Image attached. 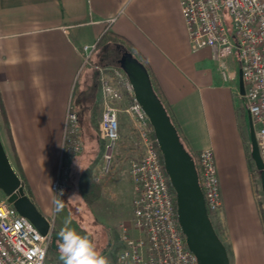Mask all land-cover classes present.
Wrapping results in <instances>:
<instances>
[{"label":"crops","instance_id":"1","mask_svg":"<svg viewBox=\"0 0 264 264\" xmlns=\"http://www.w3.org/2000/svg\"><path fill=\"white\" fill-rule=\"evenodd\" d=\"M105 31L122 37L148 67L186 150L212 149L221 193L212 224L229 264H264L263 212L243 133L239 58L226 60L232 78L223 80L210 48H191L178 0H0V139L10 163L18 161L31 201L49 211L59 164L70 178L75 155L81 161L90 151L87 168L93 173L102 165L103 146L100 154L95 137L101 117L96 67L115 65L116 48H96L88 65L96 73L82 75L83 69L76 77L82 46L98 42ZM68 106L80 119L81 148L64 158ZM44 217L49 220V213ZM108 262L120 264L116 257Z\"/></svg>","mask_w":264,"mask_h":264},{"label":"built area","instance_id":"2","mask_svg":"<svg viewBox=\"0 0 264 264\" xmlns=\"http://www.w3.org/2000/svg\"><path fill=\"white\" fill-rule=\"evenodd\" d=\"M181 16L193 50L208 47L223 80L231 79L226 60L238 53L244 83L246 110L250 114L259 154L264 163V0H178ZM96 43L82 46L83 64L89 65ZM103 141L102 167L112 161L119 138L118 115H126L141 149L129 176L133 187V219L120 225L116 261L120 264H197L179 228L175 194L160 161L159 149L147 115L135 99L125 73L116 66L98 67ZM77 114L67 108L62 155L74 154ZM198 178L208 214L221 207L220 181L211 148L199 151ZM69 173L59 164L51 184L53 194L63 193ZM1 192V191H0ZM0 193V264H48L47 251L52 225L42 235Z\"/></svg>","mask_w":264,"mask_h":264},{"label":"water","instance_id":"3","mask_svg":"<svg viewBox=\"0 0 264 264\" xmlns=\"http://www.w3.org/2000/svg\"><path fill=\"white\" fill-rule=\"evenodd\" d=\"M116 64L131 83L135 99L153 128L164 171L175 194V208L179 228L197 264H229L227 251L219 239L200 187L198 172L190 153L184 147L176 127L153 89L151 78L143 63L128 52H123ZM238 90L244 96L241 70ZM250 157L259 172L260 189L264 196V163L261 160L255 130L247 112ZM0 191L17 212L45 235L50 222L36 208L25 193L21 179L13 169L0 139Z\"/></svg>","mask_w":264,"mask_h":264},{"label":"rangeland","instance_id":"4","mask_svg":"<svg viewBox=\"0 0 264 264\" xmlns=\"http://www.w3.org/2000/svg\"><path fill=\"white\" fill-rule=\"evenodd\" d=\"M112 51V55L115 58L118 55V52L117 50ZM236 54L237 51L234 50L233 55L238 57V54ZM94 57H98V54L95 53ZM98 67L100 66H97L96 68ZM82 70V75L86 73H96L93 68L83 64L76 78L79 77ZM76 83L75 93L78 96L81 88H79V82L77 84ZM242 105L246 110L243 98ZM83 117L85 118L84 114L81 118L82 121ZM118 120L119 138L116 143L112 161L107 168H103L101 165L99 171L95 173H93L90 169L93 180L92 183L96 186L92 195V203L87 204L85 202L79 194L77 186L79 174L84 170V168L86 169L89 166V158L91 154L89 151V153L85 155L81 161L80 158L75 155L74 166L70 169L71 176L68 179V186L65 191L61 196L60 194L56 196L53 194L51 196L49 211H39L43 216L49 213V222L52 225L51 241L47 251V263L51 262V264H63L58 252V242L60 239L59 232L65 226H70L81 235H87L102 255L109 260L114 261L116 246H118L119 226H130V221L133 219L132 200L134 192L129 176L130 163L133 160L139 159L141 156V149L136 133L134 132L128 117L119 113ZM77 126L80 128V119ZM243 133L247 142V153L251 161V172L257 200L263 207H261V210L263 212L264 221V196L262 195L260 189L259 173L255 169L254 163L250 157L248 126H246V124L243 125ZM95 137H98L99 139L98 144L101 154L103 141L100 132H97ZM66 156L67 155L64 154V158ZM11 165L15 167L14 162ZM0 193L2 194V192ZM214 214L215 213L210 214L213 224L215 223Z\"/></svg>","mask_w":264,"mask_h":264},{"label":"trees","instance_id":"5","mask_svg":"<svg viewBox=\"0 0 264 264\" xmlns=\"http://www.w3.org/2000/svg\"><path fill=\"white\" fill-rule=\"evenodd\" d=\"M105 45H110V46L115 47L116 50H117V52H121V51L122 52H128L133 57H135L134 52L131 49L130 45H128V43L122 37H120L119 35H116V34H114L112 32L105 31L104 34L100 37V39L96 43V48H102ZM138 60L141 63H143L140 59H138ZM143 65L145 66V68L147 69V71L149 73V76L151 78V82H152V86H153L154 91L156 92L157 96L159 97V99L161 100L162 104L164 105L167 113L169 114L168 109H167V106H166V104H165V102L163 100V97L160 94V92L158 91V89H157V87H156V85L154 83V80H153V78L151 76V73H150L148 67L144 63H143ZM115 66L118 67V65L116 64V62H115ZM190 155H191L192 159L194 160V163H195L197 172H199L198 166H197V157H198V154H192V153H190ZM159 157H160V161L162 163V158H161L160 152H159ZM249 160H250V158H249ZM13 169L15 170V172L17 173V175L21 179V182L23 183V187H24L25 193H27V195H29V188H28L27 184L25 183V180H24V177H23V174H22V171L20 169V166H19L18 161H15V167H13ZM92 182H93V180H92V177H91V171H90V169H88V168L84 169L79 174L77 186H78V192H79V194L81 195V197L85 200V202L87 204H91L92 203L91 202L92 195H93V192L96 189L95 184L92 183ZM168 185H169L170 189L173 190L172 187H171V185H170V183H169V181H168ZM209 217H210V214H209Z\"/></svg>","mask_w":264,"mask_h":264},{"label":"clouds","instance_id":"6","mask_svg":"<svg viewBox=\"0 0 264 264\" xmlns=\"http://www.w3.org/2000/svg\"><path fill=\"white\" fill-rule=\"evenodd\" d=\"M58 252L63 264H109L87 235L70 226L59 232Z\"/></svg>","mask_w":264,"mask_h":264},{"label":"flooded vegetation","instance_id":"7","mask_svg":"<svg viewBox=\"0 0 264 264\" xmlns=\"http://www.w3.org/2000/svg\"><path fill=\"white\" fill-rule=\"evenodd\" d=\"M123 52H118V55L114 58V61L117 62V60L119 59V57L121 56Z\"/></svg>","mask_w":264,"mask_h":264}]
</instances>
